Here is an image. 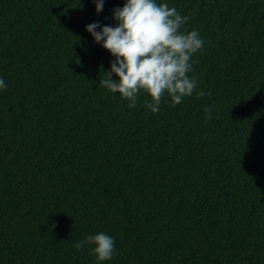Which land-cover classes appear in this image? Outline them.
Returning a JSON list of instances; mask_svg holds the SVG:
<instances>
[{
    "label": "trees",
    "instance_id": "1",
    "mask_svg": "<svg viewBox=\"0 0 264 264\" xmlns=\"http://www.w3.org/2000/svg\"><path fill=\"white\" fill-rule=\"evenodd\" d=\"M125 2L0 0V264H97L73 245L99 232L101 264H264V0H157L211 93L157 114L99 85L115 58L85 29Z\"/></svg>",
    "mask_w": 264,
    "mask_h": 264
},
{
    "label": "clouds",
    "instance_id": "2",
    "mask_svg": "<svg viewBox=\"0 0 264 264\" xmlns=\"http://www.w3.org/2000/svg\"><path fill=\"white\" fill-rule=\"evenodd\" d=\"M92 2L100 13L105 0ZM113 19L115 26L95 22L85 30L115 58L110 70L103 71L105 78L99 80V85L119 93L129 102L128 108L137 106L141 93L150 97L144 104L154 114L165 97L175 107L194 92L198 99L211 95L197 91L198 78L189 75L194 71L192 58L203 49L204 40L198 30L183 29L188 17L157 0H126L123 7L113 9ZM5 88L0 78V90ZM204 112L205 119L212 118L210 108L205 107ZM86 245L97 264L111 261L116 252L114 238L105 232L87 235L73 246L83 250Z\"/></svg>",
    "mask_w": 264,
    "mask_h": 264
}]
</instances>
